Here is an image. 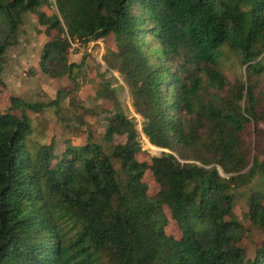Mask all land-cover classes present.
I'll list each match as a JSON object with an SVG mask.
<instances>
[{
  "label": "trees",
  "instance_id": "trees-1",
  "mask_svg": "<svg viewBox=\"0 0 264 264\" xmlns=\"http://www.w3.org/2000/svg\"><path fill=\"white\" fill-rule=\"evenodd\" d=\"M47 4L0 0V82L26 14L56 32L37 61L51 78L71 74L72 42L112 37L107 65L131 95L141 134L168 153L137 160L140 133L110 82L96 92L107 103L98 112L68 97L80 126L102 113L104 129L77 146L65 140L59 153L53 140L30 139L25 110L68 93L45 106L12 98L20 115L0 112V264H264V240L249 255V229L233 212L235 192L257 179L245 216L264 231V150L249 159L243 145L246 133L264 138V0H55L52 15ZM223 49L245 68L232 85L218 68ZM147 171L158 186L151 197ZM133 184L149 223L138 250L126 208ZM170 220L179 238L166 234Z\"/></svg>",
  "mask_w": 264,
  "mask_h": 264
},
{
  "label": "rangeland",
  "instance_id": "rangeland-1",
  "mask_svg": "<svg viewBox=\"0 0 264 264\" xmlns=\"http://www.w3.org/2000/svg\"><path fill=\"white\" fill-rule=\"evenodd\" d=\"M47 2L48 4L42 10L47 15L55 14V0H47ZM22 19L23 24L20 33L17 35L15 43L6 50V60L2 65L0 112L15 111L16 115H20L10 104L12 98H17L22 103L45 106L56 98L58 91H66L68 94L55 106H45L38 110H25L32 126L30 139L44 144L53 140L55 150L59 153L64 148L65 140L77 146L86 141L88 131L96 136L103 133L104 114L100 113L97 117H84L83 122L87 123L88 126H80L74 118L76 114L68 103V97L73 98L79 105L92 108L96 112L106 109L107 103L98 99L96 92L101 83L107 81L117 90V97L124 113L129 118L134 119L140 133L141 152L136 155L137 160L150 163L151 157L159 156L162 152L168 153L166 150L156 147L152 149L149 146L147 139L141 134L142 119L132 107L131 95L123 79L117 71L110 69L107 65L105 55L107 48L112 45V37L84 44L72 42L70 48L66 50L67 64H75L71 74L51 78L39 72L37 61L42 47L56 37V32L51 31L48 36L44 34V28L36 24L35 16L32 14H26ZM226 55L227 59L224 60ZM233 58L223 49V58L219 61L220 67H218L231 85L241 80L242 77L244 79L245 76V68ZM260 128L264 130V124L260 125ZM123 142V137L114 138L115 144ZM243 145L246 147V153H244L249 159L253 155L260 156L264 150V138L246 133L243 138ZM142 183L147 187L149 197L158 191V186L155 184L150 171L144 174ZM255 183L239 188L234 194L233 212L239 222L246 229H249L247 231L248 238L242 241V245L249 255L252 254L255 245L259 246L264 240V231L253 227L245 216L248 212L246 198L250 190L255 189ZM139 189L138 184H133L128 188L126 207L127 215L131 221L133 246L136 250L141 248L143 231L149 227V223L139 218L136 211ZM165 232L174 238L180 236V231L171 220ZM134 254L137 257L142 256L139 251L134 252Z\"/></svg>",
  "mask_w": 264,
  "mask_h": 264
},
{
  "label": "bare ground",
  "instance_id": "bare-ground-1",
  "mask_svg": "<svg viewBox=\"0 0 264 264\" xmlns=\"http://www.w3.org/2000/svg\"><path fill=\"white\" fill-rule=\"evenodd\" d=\"M145 139V138H144ZM148 143V142H147ZM149 144V143H148ZM149 146L152 148V149H155L153 146H151L150 144H149Z\"/></svg>",
  "mask_w": 264,
  "mask_h": 264
},
{
  "label": "crops",
  "instance_id": "crops-1",
  "mask_svg": "<svg viewBox=\"0 0 264 264\" xmlns=\"http://www.w3.org/2000/svg\"><path fill=\"white\" fill-rule=\"evenodd\" d=\"M6 53H7V51H6ZM7 55V54H6ZM8 57V56H7ZM9 58V57H8Z\"/></svg>",
  "mask_w": 264,
  "mask_h": 264
}]
</instances>
